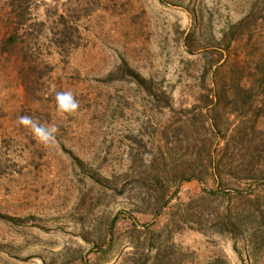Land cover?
Returning <instances> with one entry per match:
<instances>
[{"label": "rangeland", "instance_id": "rangeland-1", "mask_svg": "<svg viewBox=\"0 0 264 264\" xmlns=\"http://www.w3.org/2000/svg\"><path fill=\"white\" fill-rule=\"evenodd\" d=\"M263 64L264 0H0V264H264Z\"/></svg>", "mask_w": 264, "mask_h": 264}, {"label": "clouds", "instance_id": "clouds-1", "mask_svg": "<svg viewBox=\"0 0 264 264\" xmlns=\"http://www.w3.org/2000/svg\"><path fill=\"white\" fill-rule=\"evenodd\" d=\"M54 99L58 112L62 114L71 116L80 109V102L71 90L55 91ZM17 123L29 129L36 141L45 147L53 145L59 133V127L56 124L45 125L29 115L17 117Z\"/></svg>", "mask_w": 264, "mask_h": 264}, {"label": "trees", "instance_id": "trees-1", "mask_svg": "<svg viewBox=\"0 0 264 264\" xmlns=\"http://www.w3.org/2000/svg\"><path fill=\"white\" fill-rule=\"evenodd\" d=\"M261 79H262L263 84H264V69H262V73L260 75L259 80H261ZM263 92H264V89H263ZM262 106L264 107V103L262 104ZM252 150L253 149H251L249 151L254 152ZM261 166H262V164H260V163H255L252 160H246L244 163L239 164L238 170L240 172H242L243 174H250V176H251L250 178H252V177L258 176V174H260L262 172L264 167H261ZM223 169H225V167L223 166V164L221 162H213V164L211 165V169L210 170L212 171V175L216 176V178H218L217 179L218 182H219V179L221 180V172H222ZM260 176H261V174H260ZM261 178L263 179L264 176L262 175ZM184 180H189V179H184ZM228 191H229V187L225 188L224 192H228ZM236 191H237V194H238L239 197H247L248 196V194H245L244 192H242L240 190H236ZM259 205L260 204H257V206H256V208L254 210V213H258L259 212V216H261L263 214V212H264V209H260ZM262 206L264 207V203H263ZM225 220H229L228 217H226Z\"/></svg>", "mask_w": 264, "mask_h": 264}]
</instances>
